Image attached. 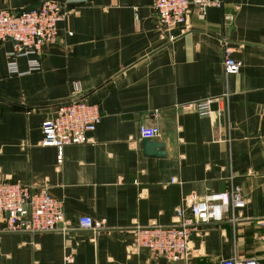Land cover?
<instances>
[{
	"label": "crops",
	"instance_id": "obj_1",
	"mask_svg": "<svg viewBox=\"0 0 264 264\" xmlns=\"http://www.w3.org/2000/svg\"><path fill=\"white\" fill-rule=\"evenodd\" d=\"M42 1L0 0V9ZM52 1L70 4L39 70L28 72L31 55L10 58L12 42L0 41V181L46 187L66 223L1 233L0 264H146L148 250L132 248L136 226L169 225L180 202L232 186L245 200L238 223L202 225L186 258L155 261L219 264L235 255L264 264L255 222L264 217V0H227L204 15L190 7L170 28L158 26L153 0ZM222 39L238 73L223 72ZM224 93L210 117L175 108ZM71 98L98 105L101 118L91 141L65 146L58 163L56 149L41 145V125ZM141 125L159 127L149 140L163 144V156L144 153ZM84 215L104 229L79 228Z\"/></svg>",
	"mask_w": 264,
	"mask_h": 264
},
{
	"label": "built area",
	"instance_id": "obj_2",
	"mask_svg": "<svg viewBox=\"0 0 264 264\" xmlns=\"http://www.w3.org/2000/svg\"><path fill=\"white\" fill-rule=\"evenodd\" d=\"M227 0H153V9L160 28H170L185 21L190 7L204 15L209 7L221 8ZM69 1L60 4L44 0L36 6L16 11L0 9V41L10 40L12 49L8 57L29 56L28 72L40 69V58L44 46L58 39L57 24L63 18V10ZM225 19H230L226 16ZM222 68L224 74L238 73L241 62L232 56V50L222 39ZM9 70L15 73L14 63ZM77 88V85L75 86ZM226 94L217 98L206 97L196 101L175 104L182 112H192L199 117H210L214 101L225 99ZM100 111L96 104L81 98H71L56 107L53 118L42 122L41 145L52 146L57 152V162L61 163L63 149L67 145L90 142L89 133L95 131L100 121ZM160 129L156 125H141L139 134L144 139H155ZM171 182L180 183L173 178ZM245 200L240 188L232 186L222 192H210L202 199L189 204L180 202L174 210L173 221L169 225L151 224L136 226L132 248L146 249L150 259L146 264H158L155 260L165 258L173 262L186 258L191 233L206 224L228 221L235 225L240 220V210ZM239 211V212H238ZM262 232L259 238L264 241V217L255 220ZM64 211L62 203L52 197L46 187L35 189L20 182L0 181V234L1 233H40L62 228ZM81 229L97 232L104 229L100 221L90 216H80ZM219 264H261L254 257L241 259L232 256L222 259Z\"/></svg>",
	"mask_w": 264,
	"mask_h": 264
},
{
	"label": "water",
	"instance_id": "obj_3",
	"mask_svg": "<svg viewBox=\"0 0 264 264\" xmlns=\"http://www.w3.org/2000/svg\"><path fill=\"white\" fill-rule=\"evenodd\" d=\"M143 148L147 155L163 156L165 154L163 144L154 140L144 139Z\"/></svg>",
	"mask_w": 264,
	"mask_h": 264
}]
</instances>
